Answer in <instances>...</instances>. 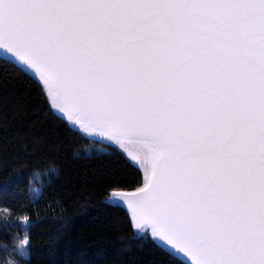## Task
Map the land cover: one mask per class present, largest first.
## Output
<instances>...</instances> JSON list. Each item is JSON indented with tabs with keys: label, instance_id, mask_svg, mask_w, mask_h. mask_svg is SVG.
Listing matches in <instances>:
<instances>
[{
	"label": "snow or ice",
	"instance_id": "obj_1",
	"mask_svg": "<svg viewBox=\"0 0 264 264\" xmlns=\"http://www.w3.org/2000/svg\"><path fill=\"white\" fill-rule=\"evenodd\" d=\"M29 104L107 144L97 224L145 264H264V0H0V116ZM11 255L63 264L19 236Z\"/></svg>",
	"mask_w": 264,
	"mask_h": 264
},
{
	"label": "trees",
	"instance_id": "obj_2",
	"mask_svg": "<svg viewBox=\"0 0 264 264\" xmlns=\"http://www.w3.org/2000/svg\"><path fill=\"white\" fill-rule=\"evenodd\" d=\"M8 120L5 123L0 116V186L10 188L14 199H0V259L16 264L11 250L19 236L21 242L29 238L36 251L58 252L63 264H77L84 255L101 249L109 253L106 264H145L147 253L139 245L125 247L132 233L115 217L108 227L97 224L105 209L93 173L110 163L98 159L109 151L107 144L55 130L59 125L33 104L22 119ZM33 196L36 203L31 202ZM5 203L14 215L3 210ZM24 213L36 225L30 237L19 228ZM30 259L31 264H47L43 257Z\"/></svg>",
	"mask_w": 264,
	"mask_h": 264
},
{
	"label": "rangeland",
	"instance_id": "obj_3",
	"mask_svg": "<svg viewBox=\"0 0 264 264\" xmlns=\"http://www.w3.org/2000/svg\"><path fill=\"white\" fill-rule=\"evenodd\" d=\"M84 135H86V136H88V137H90V138H92V139H95V138H93V136L90 135V134H86V133H84ZM95 140H98V139H95ZM98 141H100V140H98ZM130 147H134V146H130Z\"/></svg>",
	"mask_w": 264,
	"mask_h": 264
},
{
	"label": "water",
	"instance_id": "obj_4",
	"mask_svg": "<svg viewBox=\"0 0 264 264\" xmlns=\"http://www.w3.org/2000/svg\"><path fill=\"white\" fill-rule=\"evenodd\" d=\"M189 264H190V262H189Z\"/></svg>",
	"mask_w": 264,
	"mask_h": 264
}]
</instances>
